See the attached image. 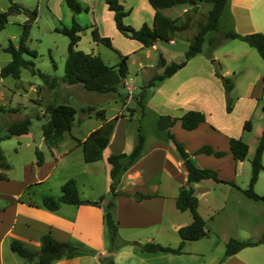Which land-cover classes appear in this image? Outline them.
I'll return each mask as SVG.
<instances>
[{
	"label": "crops",
	"instance_id": "obj_1",
	"mask_svg": "<svg viewBox=\"0 0 264 264\" xmlns=\"http://www.w3.org/2000/svg\"><path fill=\"white\" fill-rule=\"evenodd\" d=\"M77 1L86 8V10L82 11L87 12L89 16L90 28H96L100 36L109 37L113 47L118 49L120 54L128 55L133 50L140 51L143 50L142 48H147L142 46L139 41L126 37L117 29L114 12L108 8L106 0ZM118 1L124 10L129 11L123 17L125 24L134 28H139L143 23L152 25L154 8L148 0ZM170 8L172 6L162 9L161 12L176 19V24H181L185 15L182 13L180 16H171L168 12ZM186 10V7L182 8V12L186 13ZM227 11L231 18L230 22L233 23L234 30L236 29L238 33L245 34L255 31L264 33V0H229ZM80 12L74 13L70 9L67 17L72 21L73 17H80ZM133 40L136 43L132 42ZM169 42L170 44L175 43L174 40ZM248 46L255 49L249 44ZM150 47L159 51L166 59L164 46L156 42ZM198 54L190 58L183 67L171 76L160 81L155 92L164 88L156 98V105H159L157 108L161 107V109H164L159 111L158 115H162L160 113H171L173 117H179L190 109H201L209 115L206 116L205 121L200 122L197 127L191 130L184 129L179 120H176L169 127V131L176 140L182 143L185 151L191 153L206 143H210L214 149L227 151L221 157L204 153L191 156L196 166L216 169L220 178L232 183L211 182L208 180L193 183L194 193L198 197V211L203 219L206 220L212 219V215L214 216L220 209H224L225 205L220 200L219 191H222L225 196H228V194L235 196V193L232 194L233 192L241 191V187L239 188L236 181L237 176L241 173L244 160L233 158L229 151V139L238 137L243 141L245 140L243 138L244 129H238L236 124H233L231 117L228 116L230 113L226 112L224 104V108L221 106L217 109L220 118H212L208 92H203L202 106L183 107L184 99L188 93L183 94L177 84L181 83L180 80L186 77L184 76L185 74H180L181 70L189 64L199 68L201 66L203 69L197 70L201 71L202 75L198 77L201 78L203 76L208 81L211 79L209 61L206 59L193 61L195 58H199L200 55ZM191 70L197 71L192 67ZM205 70L207 74H205ZM228 72L229 69H226L222 74L224 75ZM250 74L253 75L252 72ZM152 75L144 71L140 75V79L147 81ZM188 75L190 76L191 74L189 73ZM256 76V79L263 82L264 76L260 71L257 72ZM61 77H59L58 85L55 86L61 90L66 92L69 90L68 92L72 93V89H79L82 86L80 83L67 84L61 80ZM213 77L215 81L216 79L220 80L214 74ZM213 80L212 82L216 84ZM218 85L219 101H222L223 96L224 98L226 96L225 90L222 83ZM248 86L242 94V98L246 99L245 103H248L251 109V106L256 105L258 100L254 99L257 95L252 96L254 83L249 82ZM121 87L123 88V93H116L117 90L109 92L112 93V102L115 107L111 115L108 116L105 112L106 119L109 120L116 115L118 117L114 123L109 141L102 150L101 158L98 160L86 162L83 158V148L77 144L78 139L84 140L90 131L101 125L102 120L94 115L95 110H92L90 114L87 113L84 117L90 121L94 118L95 121H92L93 125L85 132L79 134V136H72L73 141L65 144L63 143L64 140L61 139L56 145L48 146L41 130V124L46 119L40 122L41 135L37 140L26 137L30 131L26 134L13 135L0 140V147L6 162L9 164L8 168H0V173L4 176L0 178V264H34L33 262H27L25 258L12 251L10 242L16 239L24 243L30 250L37 251L40 248V236L46 232H50L59 241L70 240L78 242L83 249L72 257H61L54 260L51 264H100L99 257L107 254H111L116 264H131L133 258L136 257L138 258L137 264H264V243L244 247L221 261L224 255L226 238L220 237L211 227H207L208 235L205 241H199L200 239L186 241L182 248L183 252L180 254L164 251L146 252L138 248L140 244L147 241H155L162 245L176 247L180 242L178 228L190 223L192 220L189 210H179L175 205L179 188L186 183L187 172L184 163L174 145L171 142L157 138L156 135L146 137L147 151L124 171L116 186L118 195L113 198L114 206L112 212L119 236L127 242L138 241V244H133L131 250L127 248L128 243H126L114 252L110 253L108 251V237L102 205L60 203L56 210H50L42 204L44 194L39 197L34 196L35 191L33 190L37 189H35L34 185L38 186L47 181L57 165L61 164L62 168L70 167L73 169L71 162H76L80 168L85 167L87 169L86 174H83L84 180H82V177L78 178L76 176L79 171L75 169L70 172L72 173L71 176L67 177L76 179L82 199L96 200L101 195L108 194L111 182V165L108 163L107 157L113 153H129L137 138V129L132 122L133 113L125 108L126 104L130 103L126 97H129V92L132 93L137 87L129 73L124 85ZM167 87L169 88L167 89ZM9 92L11 96L10 104L7 106L0 104V107L8 109L18 106V104H13V100L19 92L11 89ZM248 105L245 106L248 107ZM95 106L91 105L90 107L97 109ZM9 114L11 112L8 110L0 111L2 129L11 122H5V126H3V118L7 115L9 116ZM262 119L264 120V114ZM73 126L72 124L71 131ZM71 131L69 134H72ZM12 138L15 139L14 143L10 145L9 151L20 156L16 177L10 175V170L14 165L7 160L2 144L5 140H11ZM36 148L43 154V163L40 166L35 164ZM24 152L28 153L27 157H25ZM136 191L150 194L151 196L136 200L132 196ZM199 242H202L203 248H197L194 245ZM186 255L188 257H185ZM204 257H210L206 263L204 262Z\"/></svg>",
	"mask_w": 264,
	"mask_h": 264
},
{
	"label": "rangeland",
	"instance_id": "obj_2",
	"mask_svg": "<svg viewBox=\"0 0 264 264\" xmlns=\"http://www.w3.org/2000/svg\"><path fill=\"white\" fill-rule=\"evenodd\" d=\"M11 1L18 5L19 11H10L6 24L3 28H0V68L10 60V54L4 50V47L8 45L9 41L14 45H18L24 23L28 21L29 35L26 44L30 49L36 51V57H30L28 55H25V57L32 59L34 67L42 72L61 77L64 73L68 37L55 31V28L62 25L69 26L72 22L67 17V13L70 9L66 0H0V12L8 10ZM189 1L172 6V8L168 10L171 16H180L182 13L185 15L182 22L184 24L183 29L176 32L173 39L175 43L170 44L168 41H157L160 45L165 47V60H167V64L171 62H179L184 58V52L188 47L189 41L199 30L200 24L207 19V12L210 9L209 7H211L210 3H206L203 0H195V3L192 4L189 3ZM183 7L187 8L186 13L182 12ZM79 15L80 17H75V19L81 25L82 30L77 48L84 52L100 54L107 64L117 65L121 60L119 50H114L102 42L94 41L91 34V23L87 12L81 11ZM230 21L231 18L229 17V12L226 10L220 17L219 29L206 34L202 46V52L198 54L200 55L199 58L197 57L193 60L206 59L209 61L211 75L210 81L203 76L201 78L198 77L202 75V72L199 71L203 69L201 66L199 68L198 66H191L192 64H189L186 68L182 69L180 73L181 75L185 74L184 76L186 77L180 80L181 83L177 84L179 90L183 94L188 93L187 97L185 95L186 98L184 99L185 102H183V107L202 106L203 92H208L210 99L209 103L212 108L211 116L212 118L219 119L220 115L217 109L221 106L224 108L225 106L226 110V96L225 98L223 96L222 101H219L218 84L220 83L221 85L222 82L218 79H216L217 82L213 80L215 79L213 74L215 75L216 66H214L212 60L218 62L219 66L217 65V68L221 74L226 69H229L228 73H225L224 75L222 74L223 76L230 77L233 82V87L229 93L231 98V109L230 111L226 110L227 113H230L227 115L231 117L233 124H236L238 129H244V122L246 120H250L251 123V128L249 130H243V138L249 148L243 161L241 173L237 176L236 181V184L239 188L241 187L242 191V189L248 186L251 176V159L254 156L259 136L264 128V120L262 119L264 114L263 82L256 79L258 71L264 76V59L259 56L255 49L249 47L245 42L238 39L221 38L224 30L229 28L234 29L233 23ZM209 38L214 39L215 42L219 40L215 47L208 44ZM134 41L135 40L132 42ZM142 49L143 50L140 51L133 50L128 54L127 63L129 74L133 78L134 84L137 85V87L136 90L129 93V97H126L130 103L128 105L126 104L125 108L127 111L133 113V124L136 129L138 126L142 128L146 138L147 136L151 137L156 135L157 115L159 111L164 110L163 108L161 109V107L157 108L159 105H156V98L164 88L155 92L159 85V81H157L154 86L147 87L142 99L143 108L141 109L138 107L137 102L139 95L142 91V86H144L146 82L140 79V75L143 74L144 71L153 75L163 71V67L159 64V51L150 46ZM140 63H142V65H140ZM191 67L195 70H199L194 72L191 70ZM251 72L253 75L250 74ZM189 73L191 74L190 76L188 75ZM205 74H207V72ZM212 80L215 81L216 84H214ZM249 82L254 83V86L252 87V96L257 95L254 99L256 101L258 100V103L251 106V109L248 103H245L246 99L242 98V94L245 92L246 88L249 87ZM78 85L80 86V84ZM168 88L169 87H167V89ZM10 89L19 92L14 97L13 104H18L17 107L20 108L19 111L11 112L9 116L7 115L3 118V126H5L4 123L7 121L12 122L23 116H30V133L26 137L34 138L36 140L41 135L40 122L48 117L47 112H45V105L47 103H65L76 109L73 120L74 126L71 131L72 134H69V132L63 134L62 139L64 140V144L73 141L72 136H79V134L85 132L93 125L92 121H95L94 118L91 121L84 118L87 113L92 111L89 109L91 105H96L95 107L97 109H105L106 115L108 116L113 113L115 107L112 102V93L93 92L82 86H80V90L72 89V93L68 92L69 90L66 92L58 87L48 88L44 85L42 78L37 73L32 74L25 68L22 69L20 78L18 79L11 76H0V104H5L6 106L10 104ZM117 92L123 93V88L119 86L116 93ZM245 105H248V107ZM204 113L206 116H209L206 112ZM160 114H167L173 117L171 113ZM0 126V133H3L4 130L2 129V123ZM80 129L82 130L81 132ZM14 139L15 138H12L11 140L7 139L2 143L6 152L7 160L14 165L10 170V175L12 177H16L18 174V162L20 157L9 151L10 145L14 143ZM24 153L25 157H27L28 153ZM71 163L73 164V169L79 171L76 176L78 178L82 177V180H84L83 174H86L87 169L85 167L80 168L76 162ZM262 164L264 166V151L262 155ZM73 169L70 167L62 168L61 164L57 165L47 181L42 184L37 183L40 184L38 186L34 185L35 189L37 188L36 190H33L35 191L34 196L39 197L41 194H44L58 197L61 193V184L67 177L71 176L72 173L70 172H73ZM241 191L237 190L233 192L232 194L235 193V196L229 194L228 196H225L222 191H219L220 200L221 202H224L225 206L224 209H220L214 216L212 215V219H204L206 230L207 227L213 228L220 237H225L226 241L231 237L239 240H258L260 238L261 234L264 232V201L249 198ZM254 191L260 195H264V169L258 174V179L254 184ZM207 235L208 230L207 234L200 238L199 241H205ZM133 241L135 240H132L127 244V248L130 250L133 248ZM141 245L142 244L138 246L139 249H141ZM194 245L197 248H203L202 242ZM185 257H188V255ZM209 258L210 257H204V262L206 263ZM137 262L138 258L136 257L133 258L131 264H137Z\"/></svg>",
	"mask_w": 264,
	"mask_h": 264
},
{
	"label": "trees",
	"instance_id": "obj_3",
	"mask_svg": "<svg viewBox=\"0 0 264 264\" xmlns=\"http://www.w3.org/2000/svg\"><path fill=\"white\" fill-rule=\"evenodd\" d=\"M189 0H148L150 5L154 8V17L152 25L143 23L139 28H134L131 25L123 22V17L129 13L128 10H124L123 6L118 0H106L108 8L114 12V20L117 29L126 37L139 41L142 46L148 47L154 45L158 40L171 41L174 39L176 32L183 29L184 24H176V19L171 18L161 12L162 9L175 6L178 4L186 3ZM210 3L211 7L207 12V19L200 24V28L192 39L189 41L188 47L184 52V58L179 62L166 63L165 58L159 53V64L163 67V71L152 75L142 86L138 99V107L143 108L142 99L145 95L147 87L154 86L157 81H162L165 78L171 76L178 69L183 67L186 62L202 51V46L205 41V36L209 32H213L219 29V21L223 12L227 10L229 0H203ZM69 8L74 12H80L86 10L77 0H66ZM10 11L18 12L19 7L11 1V5L8 10L0 12V28H3L7 22V17ZM35 12V11H33ZM29 23L26 21L22 28V32L19 38L18 45H14L9 41L8 45L4 47V50L10 54V60L0 68V76H11L13 78H20V74L23 68L28 69L32 74H38L44 85L48 88H54L58 84L59 77L42 72L38 68L34 67V62L30 58H26L25 55L30 57H36V51L30 49L26 41L29 35ZM82 27L77 23L75 18H72V22L69 26L62 25L56 27L55 31L60 32L68 37L67 55L64 63V73L61 80L67 84L80 83L82 86L93 92L109 93L116 91L119 86L124 85V81L128 76L129 70L127 65L128 55H122L121 60L117 65H108L104 62L100 54L88 53L77 48L80 41V33ZM92 38L96 42H102L108 47L116 50L109 37L100 36L96 28L91 30ZM222 39H239L250 46L254 47L261 58L264 59V33L263 32H250V33H238L233 28H229L222 32ZM219 42L209 38L208 44L212 47ZM118 52V51H117ZM215 69V75L220 78L226 94V110L231 109V98L229 93L233 87V82L230 77L223 76L217 68L218 62L212 60ZM264 89V80H263ZM20 107H11L6 109L0 107V111L17 112ZM90 110H95L94 115L102 120V123L97 128L89 132L84 140H77V144L83 148V158L86 162H92L98 160L102 156V150L107 145L110 134L114 127V123L117 119V115L111 119H106L105 109H95L89 107ZM76 109L65 103H47L45 105V112H47V119L41 124V130L43 137L48 146L56 145L62 138L65 132H70L74 120V113ZM264 111V105H263ZM90 114V112L88 113ZM176 120L180 121L181 126L184 129L191 130L199 125L200 122L206 120V115L200 110L190 109L185 111L179 117H171L169 115H157L156 122V137L167 142H171L179 156L181 157L184 166L186 168V182L188 185H182L179 188L178 194L175 199V205L179 210H189L192 216L190 223L180 226L178 228V235L180 242L176 247L168 245H162L155 241H147L141 245V250L146 252L164 251L173 254H180L183 252L182 248L186 241L197 240L204 237L207 234L205 228V220L198 211V197L194 193L193 183L208 180L211 182H223L231 183L228 180L219 177L217 170L207 167H198L194 164L191 156L198 153H204L208 155H214L215 157H221L227 153L225 150L214 149L209 144H203L193 152L185 151L181 142L176 140L174 135L169 131V127L174 124ZM31 124L30 116H23L16 121L8 123L4 127L3 133H0V140L9 138L13 135H22L29 132ZM251 128L250 120L244 122V129L249 130ZM264 150V128L258 139V144L255 149L253 158L251 159V176L248 186L242 189V192L249 198L254 200L264 201V195H260L254 191V184L258 179L259 172L264 169L262 164V153ZM147 151L145 133L140 126L137 127L136 142L129 153H113L107 157L110 168V186L108 194L101 195L96 200H85L80 197L77 184L74 178H68L61 184V193L58 197L52 195H44L42 197V204L50 210H56L60 203L68 204H83L89 203L93 205L103 206V217L106 227V233L108 237V251L114 252L124 244L128 243L123 240L117 230V224L113 217V198L118 195L116 192V186L120 181V178L124 171L133 165L138 159H140ZM229 151L233 158L236 160H244L248 152V144L238 137H231L229 139ZM35 164L40 166L43 163V154L37 148L35 149ZM9 164L5 160V156L0 147V168H8ZM4 177L0 173V178ZM232 184V183H231ZM132 196L136 200L150 197V194H144L141 192H134ZM258 243H264V232L261 234L258 240L250 239H235L229 238L225 243L224 258L236 253L240 249L253 246ZM10 249L16 252L19 256L25 258L27 262H33L34 264H51L54 260L61 257H72L83 249L78 242L74 241H59L55 239L50 232L43 233L40 236V248L37 251L30 250L24 243L19 240L13 239L10 242ZM100 264H116L111 256L107 254L99 257Z\"/></svg>",
	"mask_w": 264,
	"mask_h": 264
},
{
	"label": "water",
	"instance_id": "obj_4",
	"mask_svg": "<svg viewBox=\"0 0 264 264\" xmlns=\"http://www.w3.org/2000/svg\"><path fill=\"white\" fill-rule=\"evenodd\" d=\"M189 3H192V4L195 3V0H190ZM188 184H189L188 182L185 183V185H188ZM133 244H138V242L133 241Z\"/></svg>",
	"mask_w": 264,
	"mask_h": 264
},
{
	"label": "built area",
	"instance_id": "obj_5",
	"mask_svg": "<svg viewBox=\"0 0 264 264\" xmlns=\"http://www.w3.org/2000/svg\"><path fill=\"white\" fill-rule=\"evenodd\" d=\"M126 80V79H125ZM124 83H125V81H124ZM131 87V86H130ZM129 93H131V92H129Z\"/></svg>",
	"mask_w": 264,
	"mask_h": 264
}]
</instances>
